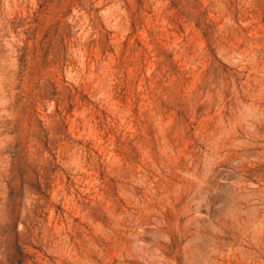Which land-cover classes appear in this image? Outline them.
Returning a JSON list of instances; mask_svg holds the SVG:
<instances>
[{"label":"rangeland","instance_id":"1","mask_svg":"<svg viewBox=\"0 0 264 264\" xmlns=\"http://www.w3.org/2000/svg\"><path fill=\"white\" fill-rule=\"evenodd\" d=\"M0 264H264V0H0Z\"/></svg>","mask_w":264,"mask_h":264}]
</instances>
